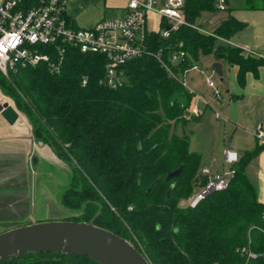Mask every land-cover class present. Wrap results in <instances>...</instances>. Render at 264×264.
I'll use <instances>...</instances> for the list:
<instances>
[{
  "label": "trees",
  "instance_id": "1",
  "mask_svg": "<svg viewBox=\"0 0 264 264\" xmlns=\"http://www.w3.org/2000/svg\"><path fill=\"white\" fill-rule=\"evenodd\" d=\"M218 1L185 0L186 22L194 26L202 12L217 11ZM245 8L264 10V0H245ZM244 27L232 16L212 34L182 25L168 39L151 34L149 49L162 50L166 58L182 41L188 55L173 67L176 73L214 54L238 67L243 87L247 73L258 76L264 58L220 39L229 41ZM105 66L102 55L70 51L59 73L45 65L18 68L9 78L0 72L1 93L30 124L34 139L71 168L61 202L71 210L87 204L85 216L72 221L93 222L133 242L151 264H264V203L247 174L264 144L239 157L226 190L196 208L181 206L198 188L202 161L190 150L189 136L176 131L178 124L195 119L185 118L193 95L152 55L123 65L125 82L117 88L100 83ZM180 166L179 176L166 182ZM0 264L100 263L84 255L42 252Z\"/></svg>",
  "mask_w": 264,
  "mask_h": 264
},
{
  "label": "built area",
  "instance_id": "2",
  "mask_svg": "<svg viewBox=\"0 0 264 264\" xmlns=\"http://www.w3.org/2000/svg\"><path fill=\"white\" fill-rule=\"evenodd\" d=\"M184 6L185 0H128L123 15L103 19L90 28H82L67 14L66 0H0V72L9 78L18 68L45 65L51 73H59L68 52L78 51L102 55L106 66L100 83L108 88H117L125 82L123 65L135 58L152 55L197 101L188 109L185 118L200 117L210 102L193 88L191 74L202 76L212 99L222 102L223 91L214 80L216 71L212 68L209 72L194 62L176 73L173 67L178 66L188 55L182 41L166 58L162 50L154 53L149 49L148 37L151 34L168 39L171 32L182 25L200 30L196 25L186 22ZM216 7L226 10V2L219 0ZM151 15L156 17V29L148 27ZM220 40L229 44L227 40ZM241 49L245 55L264 58V55L253 50ZM86 82L85 78L83 84ZM254 137L264 143V127H258ZM223 159L228 168L222 171L210 167L200 170L198 188L190 198L184 200L185 205L196 208L207 196L229 187L236 173L234 165L239 161V154L232 143L223 150Z\"/></svg>",
  "mask_w": 264,
  "mask_h": 264
},
{
  "label": "crops",
  "instance_id": "3",
  "mask_svg": "<svg viewBox=\"0 0 264 264\" xmlns=\"http://www.w3.org/2000/svg\"><path fill=\"white\" fill-rule=\"evenodd\" d=\"M230 1L233 0L226 3L228 15L215 25L213 32L232 16L243 22L245 27L229 40V44L264 55V10H249L245 8V4L231 7ZM127 2L128 0H119L110 9L117 10L120 13L118 16H121ZM66 11L75 24L82 28H90L107 19L105 8L100 10L99 18L92 20L88 14L83 13L81 5L76 6L75 1L68 3L66 0ZM211 62H220L223 70L222 82L227 78L224 100H213L203 77L192 73L191 85L198 93L206 96L210 106L203 115L189 121L185 126L182 125L179 132L176 128V131L178 134H187L185 128L190 122L198 125L207 112L214 113L217 119H223L225 135L240 157L253 150L257 144H264L254 137V131L260 126L264 127V66L259 67L257 77L253 73H247L245 85L241 87L237 78V66H231L223 60L218 61L215 56ZM4 98L0 91V104L5 101ZM195 103L197 101L193 100L192 105ZM23 120L30 129L29 133L18 131L9 125L0 113V228L17 220H25L24 225L63 220L59 216L68 212L61 205L60 194L71 181V168L57 157L50 146L34 139L30 124L25 118ZM187 135L190 139V150L199 153L203 160V154L193 149L192 134ZM226 147L227 144L223 146L222 156L214 155L209 160L206 159L207 163L200 170L214 166L217 171L228 168L223 159V150ZM247 174L257 187L259 201L264 203V149L249 163Z\"/></svg>",
  "mask_w": 264,
  "mask_h": 264
},
{
  "label": "water",
  "instance_id": "4",
  "mask_svg": "<svg viewBox=\"0 0 264 264\" xmlns=\"http://www.w3.org/2000/svg\"><path fill=\"white\" fill-rule=\"evenodd\" d=\"M212 68L222 81L221 63L214 62ZM0 113L18 131L30 132L22 116L10 102L5 100L0 104ZM182 169L183 166H180L169 172L165 181L170 182L178 177ZM181 203L185 205V201ZM42 252L84 255L100 264H151L132 242L93 222L46 221L0 233V261Z\"/></svg>",
  "mask_w": 264,
  "mask_h": 264
},
{
  "label": "rangeland",
  "instance_id": "5",
  "mask_svg": "<svg viewBox=\"0 0 264 264\" xmlns=\"http://www.w3.org/2000/svg\"><path fill=\"white\" fill-rule=\"evenodd\" d=\"M75 1L76 6H82L83 13L88 14L90 18L97 19L101 16L100 10L105 8L106 18H113L118 16L120 13L115 9H110V7L114 6L119 2V0H73ZM72 0H67L68 3L73 2ZM244 0H233L230 1V6L238 7L244 5ZM228 15V10L226 6V10H217L214 12H202L200 17L196 20L195 25L204 33H212L215 25L220 23L223 17ZM149 24L148 27L151 29H156V18L151 15L148 18ZM80 27V26H79ZM231 45V44H230ZM214 54L209 55H202L198 61L200 66L207 69L209 72L212 71V59H214ZM226 68V66H224ZM218 87L225 92V86L227 84V78L225 82L220 81V77L217 75L214 77ZM225 85V86H224ZM225 95V94H224ZM4 96V95H3ZM5 100L10 102L13 106V101L4 96ZM20 113V112H19ZM20 115L24 118V116L20 113ZM182 124H178V132L181 130ZM192 130V132H190ZM185 133L191 135L193 137V149L203 154V160L200 167H203L206 159H210L214 155H221L222 156V149L225 144H229V140L225 135L224 131V122L223 119H217L214 113L207 112L200 124H196L195 122H190L187 127L185 128ZM207 163V162H206ZM72 173V172H71ZM69 187V184L64 188L61 194ZM61 194H60V202H61ZM182 202V201H181ZM61 205L63 206L62 202ZM86 203L82 202L79 205V208L71 210L67 209V213L59 216L64 221H72V220H80L82 217L85 216L87 212H84L86 208ZM181 206H184V203H180ZM54 221V220H49ZM55 221H62V220H55ZM25 220H17L14 222H10L9 224H5L1 226L0 232H5L12 228L25 226ZM46 222V221H43ZM129 241V240H128ZM131 242V241H130ZM133 243V242H132Z\"/></svg>",
  "mask_w": 264,
  "mask_h": 264
}]
</instances>
